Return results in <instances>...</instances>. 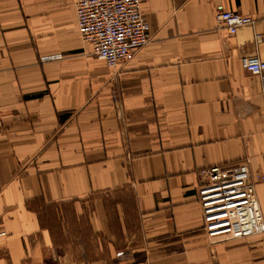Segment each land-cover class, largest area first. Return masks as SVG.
Masks as SVG:
<instances>
[{"label":"crops","instance_id":"0c3cea01","mask_svg":"<svg viewBox=\"0 0 264 264\" xmlns=\"http://www.w3.org/2000/svg\"><path fill=\"white\" fill-rule=\"evenodd\" d=\"M75 2L0 0V264H264V233L212 255L197 199L247 159L264 222V0H140L151 40L114 68Z\"/></svg>","mask_w":264,"mask_h":264},{"label":"built area","instance_id":"2783aa9c","mask_svg":"<svg viewBox=\"0 0 264 264\" xmlns=\"http://www.w3.org/2000/svg\"><path fill=\"white\" fill-rule=\"evenodd\" d=\"M75 14L80 38L91 45L92 52L108 68L129 59L135 50L151 40L140 0H76ZM215 21L229 34H235L239 28L253 25L255 18L232 10H220ZM255 37L258 41L259 36ZM244 67L259 78L260 92L264 95V59L249 55ZM200 175L197 199L203 228L210 242L264 233L247 159L210 166L201 170Z\"/></svg>","mask_w":264,"mask_h":264},{"label":"rangeland","instance_id":"374dc122","mask_svg":"<svg viewBox=\"0 0 264 264\" xmlns=\"http://www.w3.org/2000/svg\"><path fill=\"white\" fill-rule=\"evenodd\" d=\"M247 237V236H246ZM243 238V237H242ZM236 239H239V238H225V239H222V240H219V241H216V242H210L208 240V244H209V251L210 253L213 255L214 254V245L217 244V243H220V242H226V241H231V240H236Z\"/></svg>","mask_w":264,"mask_h":264}]
</instances>
